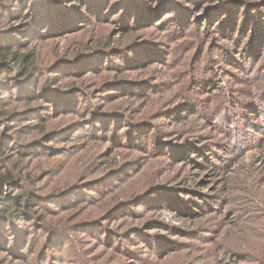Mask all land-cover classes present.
Masks as SVG:
<instances>
[{"label":"rangeland","instance_id":"374dc122","mask_svg":"<svg viewBox=\"0 0 264 264\" xmlns=\"http://www.w3.org/2000/svg\"><path fill=\"white\" fill-rule=\"evenodd\" d=\"M28 1L73 20L0 10L36 51L0 88V264H264V0Z\"/></svg>","mask_w":264,"mask_h":264},{"label":"trees","instance_id":"16d2710c","mask_svg":"<svg viewBox=\"0 0 264 264\" xmlns=\"http://www.w3.org/2000/svg\"><path fill=\"white\" fill-rule=\"evenodd\" d=\"M6 2H8V0H0V10L1 9L3 10L6 7V5L8 4ZM28 3H29L28 0H11L10 5L13 7H15V5L17 4L23 6L21 12H20V8H18L17 10L19 12L18 13L19 17H21L22 20H24L23 23H26V26H30L32 22L35 23L34 24L35 28L29 31L30 40H34V38H36V37L31 38L32 36H35L36 34L40 35V33L42 34L44 30L47 29L55 30L63 23H65L64 25L66 26L64 28L71 27V21L73 20L72 13L70 14L65 11L59 10L60 13L62 12L65 13L50 14V17L47 18L49 21L46 23H44L45 20L36 22L37 19L36 14L33 12V9H30L28 7ZM52 21H54V23ZM14 35L15 34L6 36L4 38H0V88L3 89L10 88L12 86L15 87L20 80H24L26 78L30 79L33 75H36L34 74V70H36V68L34 67L35 57H36L35 49H29V51H26L28 50L27 48L21 49V47L23 46L27 47V45H22V41L20 39L16 40ZM5 73H8L7 76H5L6 81H4V78L1 79L2 75ZM35 87H36V83L33 86V90L35 89V92H33V94H35V96L32 97L33 99L40 98L41 96V94L39 93L40 89H36ZM1 114L2 113H0V115ZM44 126H42L41 128V132H40L41 134L43 133ZM5 151L2 148V145L0 144V201L4 200L2 198L6 195L5 189L8 186H14L15 190L21 189V190H17L18 192L16 191L13 192V194L14 193H18V194L10 196V198L13 199L12 204L16 203V205L14 204L11 207L1 206L0 208V220L3 219L11 220L16 216L21 215L23 212L26 214L23 206L20 204L21 199L24 197L23 191H25V189L23 188V185L22 186L20 185L21 180L18 177H16L17 175L20 174L21 170L18 169L19 171L12 172L7 169L6 164L9 159L8 157H6ZM14 235L16 236V234ZM7 240H9V238L8 236H5V240H4L5 243L7 242ZM25 247L27 248V245H25Z\"/></svg>","mask_w":264,"mask_h":264}]
</instances>
